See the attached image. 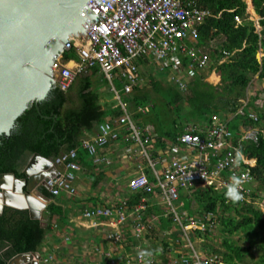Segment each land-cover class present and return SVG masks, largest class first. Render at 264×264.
<instances>
[{
	"label": "trees",
	"instance_id": "obj_1",
	"mask_svg": "<svg viewBox=\"0 0 264 264\" xmlns=\"http://www.w3.org/2000/svg\"><path fill=\"white\" fill-rule=\"evenodd\" d=\"M195 1L200 7L211 11V15L199 27L196 47L208 45L214 37L221 38L220 43L209 52V58L214 59L209 70L215 69L220 77L219 83L212 85L204 80L203 75L198 72L200 70L190 69L192 79L186 84V91H182L169 80L165 72L155 70L157 76L149 79L152 91L143 88L131 95H123L120 91L121 98L125 99L127 111L131 113L141 132L155 134L156 147L174 141L189 125L208 126L213 115L225 119L234 144L240 137V124L244 128H259L256 142L244 140L240 143L241 151L257 160L251 173L260 187L251 193V201H233L226 197L227 189L215 190L206 186L191 196L180 192V199L183 201L182 208L188 214L194 213L191 203L193 200L200 218L211 215L215 225H218V233L215 235L212 230L216 226L212 230L206 227L203 232L196 230L193 233L196 239H205L202 250L220 255L225 264H264V216L263 211L253 201L262 198L260 193L264 192V85L250 97L241 112H238L241 106L237 101L240 90L248 86L254 75H257L258 81L264 80V0H251L254 12L259 16L257 23L260 29L256 28L255 21L249 19L245 0H226L229 6L222 11L215 10L213 6L223 0ZM235 16L240 18V23L234 20ZM258 51L263 53L260 60L256 57ZM64 56L71 58L75 54L70 51L65 52ZM183 64L187 69L186 58L183 59ZM97 72L92 68L89 73H80L71 85L70 88H77V106L64 109L68 99L67 91L52 87L45 99L37 103L38 108L31 103L16 119L8 136L0 135V173L12 172L16 177L21 176L15 160L24 152L38 153L54 160L60 153L75 149L76 161L83 166H92L91 157L80 146L83 135L85 132L92 133L105 119L116 118L121 113L116 100L111 104H101L98 90L93 88L92 75ZM114 87L120 90L121 82L116 81ZM257 100L260 103L256 104ZM144 107H147V111H139V108ZM249 108L255 111L257 121L248 117ZM226 111L232 114L231 118L223 117ZM148 125L153 130L144 132ZM145 173L150 174L148 166L145 167ZM99 180L100 178L95 179L92 185L96 186ZM151 195L142 192L130 193L129 200L125 202L127 209H133L141 197L146 196L149 199ZM47 196L52 198L49 192ZM184 202L188 203L187 207H184ZM48 209L42 216L46 221L45 226L38 219L29 218L26 210L14 209L10 215L5 210L0 214V257L3 258L0 264H5L18 253L37 251L41 247L52 224V213ZM160 212L162 206L149 199L142 211V220L147 222L146 217L154 216L156 219L148 221V232L140 242L150 239L154 244L158 233L175 237L171 244L161 238L159 257L164 260L166 250L171 249L173 254L180 255L178 252L185 249L178 250L184 242L177 241L181 232L176 230L172 216L160 218ZM131 236L129 230L128 238L122 241L123 248L129 250L138 243V239ZM211 240H220V246L209 243ZM155 246L154 244L146 252L156 254L158 250Z\"/></svg>",
	"mask_w": 264,
	"mask_h": 264
},
{
	"label": "built area",
	"instance_id": "obj_2",
	"mask_svg": "<svg viewBox=\"0 0 264 264\" xmlns=\"http://www.w3.org/2000/svg\"><path fill=\"white\" fill-rule=\"evenodd\" d=\"M91 13L95 17L88 15L84 20V34H72L52 61L54 86L65 92L77 75L92 68L109 81L121 113L114 120L99 123L97 134L82 139L80 146L98 162V150L111 141L121 139L137 143L140 146L138 154L148 160L154 182L140 172L128 180L129 192L155 193L162 205V212L158 217L167 218L171 215L177 226L176 230L186 240L182 245L185 251L178 252L180 255L172 253L170 256L168 251L171 249H168L164 260L159 257L161 250L156 254L140 256L141 251L147 253L140 241L148 232V221L153 219L146 217L147 222L142 220V211L149 201L146 196L141 197L131 210L127 209L126 200L114 207H85L82 209V216L98 220L93 222L95 226L100 225L101 221L110 228L108 238L119 247L128 238L129 230L131 238L138 239V243L129 250L121 248L126 254H120L115 259L109 253L105 263L93 264H225L220 255L201 254L195 249L190 237L196 230L203 232L206 227L212 230L216 226L214 217L204 215L200 218L199 215L178 211V207L182 205L179 190L189 191L195 186L227 189L232 183L231 177L235 176L241 181L238 186L241 199L251 201L254 182L251 170L256 164V158L245 155L240 149V143L244 140L256 142L258 129L242 128L240 137L234 144L226 124L217 115H213L208 126H193L175 139L176 145L193 149L194 157L182 154L169 155L163 161L158 158L163 163L161 171H158L155 168L158 161L151 158L148 151L155 139L141 132L121 100L120 93L131 95L140 90L139 64L144 61L156 64L161 71H173L171 80L185 90L186 82L181 77L185 69L183 59H187L189 71L205 68L211 61L207 53L196 47L199 27L211 15V11L199 7L195 0H101ZM234 20L237 23L241 21L238 16ZM70 51H74L75 57L66 58L64 53ZM113 79L121 82L120 90L114 88ZM139 111H147V107L139 108ZM238 111L241 112V109ZM248 117L257 120L254 112L249 111ZM144 132L148 130L144 129ZM76 156L75 149H72L60 153L53 160L55 172L44 178V186L52 197L76 193L74 181L81 170ZM127 225L130 227L127 228ZM49 259L44 258L43 262L48 263Z\"/></svg>",
	"mask_w": 264,
	"mask_h": 264
},
{
	"label": "water",
	"instance_id": "obj_3",
	"mask_svg": "<svg viewBox=\"0 0 264 264\" xmlns=\"http://www.w3.org/2000/svg\"><path fill=\"white\" fill-rule=\"evenodd\" d=\"M101 0H0V135L54 87L51 64L73 34H84V20ZM252 4V3H251ZM259 19V16H258ZM48 117V116H44ZM55 172L53 161L33 153L23 177L0 173V213L4 206L26 210L46 225L49 198L37 187ZM37 251L18 253L5 264H37Z\"/></svg>",
	"mask_w": 264,
	"mask_h": 264
},
{
	"label": "crops",
	"instance_id": "obj_4",
	"mask_svg": "<svg viewBox=\"0 0 264 264\" xmlns=\"http://www.w3.org/2000/svg\"><path fill=\"white\" fill-rule=\"evenodd\" d=\"M257 21L258 19L256 20L255 25H257ZM262 55L263 53H261V56ZM258 60H260V58ZM151 64L153 63H150L148 61L140 62V76L142 75V72H145V70L143 71V69H145V67H149ZM154 69L158 70L159 72H165L169 80L174 83L171 80V75L173 74V71L168 69L165 71H161L158 68ZM184 71L189 70L185 68L182 71L183 76L181 77L184 82H186L183 74ZM89 72L90 70L86 73ZM189 72H191V70ZM116 81L119 80L116 79ZM143 88L144 86L141 85L140 89ZM182 91H186V89ZM111 119L114 120L115 118H108L105 120ZM192 126L193 125H189L188 128H191ZM145 129H147L149 132L153 130L152 126L150 125L145 127ZM85 133L89 134L88 136H86L87 138L95 136L97 134V126L93 129L92 133ZM151 136L156 139L155 134ZM86 137H84L83 135L82 139H87ZM126 143L130 142L118 139L116 141H111L103 148H100L97 152L98 158L100 159V161L98 162L94 161V158L88 155L89 157H91L92 166H83L82 164H80L81 170L77 173L76 179L74 181L76 193L74 195H67L63 193L57 197L49 198L47 206L50 205V210L52 209V224L50 231L45 236L41 247L37 250V253L39 255V260L37 264H40V262L42 264H93L96 262L105 263L107 258H109V256L107 255L109 253L110 257H113L115 259L117 257H120V254H126V251L124 249L121 250L122 247H119L118 244L114 243L108 238L110 228H107L105 225H103L101 221H99L100 225L95 226L93 225V222L98 220L84 218L81 214L82 209L85 207H90L94 205L114 207L117 206V204L123 200H129L131 192H129L127 188V182L130 178L138 175L140 172L145 173V167L147 166V164H145L144 162L145 159L138 154L139 152H137V150H135L134 148L132 149L131 146L127 145ZM149 153L151 157H153V159H155L156 161H158V158H161V160L163 161L164 159L169 157V155L181 156L182 154H184L189 157H194L195 155V153L189 148L183 147L182 145H176L175 140L166 142V144L162 147H156L154 144L152 147L149 148ZM158 163L160 164V167H162L163 163H161V161H158ZM126 165H130V167H126ZM128 170L133 171V173L128 176L124 190L119 194V196L116 197L115 195H113L114 193H112L111 198H104L107 193L102 194V190L100 189V187L104 184L103 179L107 178L109 181L114 180L112 179L114 175L113 177H111L108 172H116L120 173L121 176H125V173ZM146 175L148 176V178L150 175L152 179L150 180L149 178V180L151 182H154V177L152 175L151 170L150 174ZM99 178V183L96 186H93V181ZM96 187L97 189H95ZM182 191H185V189L179 190V194ZM182 193L186 195V193ZM151 194L152 195L149 198L150 201L152 202L153 200V202H155L156 204L161 205L160 198L155 193ZM187 195L191 196V194ZM57 198H63L64 200L61 201ZM66 199H71L73 201L69 202ZM179 201L182 202V205L178 208H182L183 201L180 199V196ZM191 203L193 204V200ZM179 211L187 212L186 209H181ZM43 253L46 254L43 255ZM44 258H50L48 263L43 262Z\"/></svg>",
	"mask_w": 264,
	"mask_h": 264
},
{
	"label": "rangeland",
	"instance_id": "obj_5",
	"mask_svg": "<svg viewBox=\"0 0 264 264\" xmlns=\"http://www.w3.org/2000/svg\"><path fill=\"white\" fill-rule=\"evenodd\" d=\"M228 2L226 0H223V1H218L217 3H215V5L213 6V8L217 11H222L224 9H227L228 8ZM247 9V8H246ZM246 13L248 14L249 18L254 20L256 22V20L258 19V15H253L251 14L250 11H248V9L246 10ZM257 29H259V26L258 24L256 25ZM221 41V38L220 37H214L209 43L208 45H201L199 46V49L202 51V52H205L208 54V57H209V52H211L216 46L217 44H219ZM261 51H258L257 54H256V57L257 59L260 58L261 56ZM210 63L203 69H201L200 71H198L199 73H201V75H203L204 77V80L211 83L212 85H216L219 83V75L216 73L215 69H210V66L212 65V63H214V59H210ZM146 66V65H145ZM154 68H158L156 66V64H151L149 67H145V69H143V71L145 70V72L143 73L142 72V75H141V85L144 86V88L152 91V88H151V83L149 82V79L150 77H156L157 76V73L155 72V69ZM184 74V77H185V80L186 82L188 83V81L190 79H192V74L191 72L189 71H184L183 72ZM92 79H93V88H97V92H98V95H99V99H100V102L102 105L104 104H111V103H114L115 101V98H114V93L113 91L110 89L111 87V84L109 83V81L100 73V72H97L96 74H94L92 76ZM113 84L115 85L116 84V80L113 79ZM76 85V83H75ZM264 85V80L262 79L261 81H258L257 80V75H254L252 80L250 81V83L248 84V86H246L245 88H243L242 90H240L239 92V95H238V105L240 104V106H244L249 100H250V97L253 96L258 88H262ZM76 91H77V88L76 86L70 88L67 90V94H68V99L66 101V103L64 104V109L65 108H70V107H73V106H77L78 105V99H77V94H76ZM125 104H126V101L124 98H121ZM258 103H260V100H257ZM127 106V104H126ZM253 110V109H252ZM225 116L223 117H228V118H231L232 114H230L229 112H225L224 114ZM219 119H223L222 117L218 116ZM225 121V119H223ZM89 134L88 133H85L84 134V137L88 136ZM87 138V137H86ZM128 142L130 143H126L127 145H130L131 148L137 150V152L140 151V146L133 142L132 140H129ZM191 151H193V149H190ZM149 151V149H148ZM194 152V151H193ZM153 158V157H151ZM148 160L146 159L145 162L147 163V166L148 168L151 170V168L149 167V162H147ZM126 167H130V165H126ZM155 168L158 170V171H161V167H160V164L157 162L155 164ZM110 174L111 177H114L112 179V181H109L107 178H104V184L103 186L100 187V189L102 190V194L103 193H107V195L104 197V198H108V197H112V193H114L113 195H115L116 197L119 196V194L124 190V187L126 185V182H127V179H128V176L131 175V173H133V171H126V175H122L120 173H116V172H108ZM114 173V174H113ZM110 177V178H111ZM149 178L150 180L152 179V177L149 175ZM103 182V181H102ZM253 188H257L259 190V182H253ZM202 187L201 186H195L193 187L192 190H185V191H182L184 193L187 194H192L196 191H198V189H201ZM97 189V187L95 188ZM108 195H111V196H108ZM193 195V194H192ZM260 195L262 196V198L260 199H254V204L257 205L262 211H263V216H264V192L260 193ZM121 196V195H120ZM114 198V196H113ZM112 198V199H113ZM59 200H64L63 198H57ZM68 200V199H66ZM69 202H72L73 200L69 199L68 200ZM184 207H187L188 203L187 202H184ZM70 205H73V204H70ZM192 207L194 208V213L195 215H199L197 213V210L195 209V207H197V205L195 204V202L193 201V204H192ZM48 210L47 211H52V209L50 210V205L48 206ZM179 210L183 209V208H178ZM178 210V211H179ZM188 212V211H187ZM198 217V216H196ZM51 221H52V218H51ZM214 235L218 233V225H216V227L212 230ZM161 238L163 239L164 242L168 241L170 242V244L172 243V241H174L175 237H170L168 234L164 233V234H160L158 233L157 236H156V240L154 241V244L156 245V249L157 250H160V242L162 241ZM192 242H193V245L195 247V249L201 253V254H205V253H208L206 250H202L201 248H204L202 243L203 241H205L204 238H195L193 237V235L190 237ZM178 240L180 242H185V238L184 237H178ZM220 240H211L209 243H216L215 246H220V243L218 242ZM141 244H143V248L145 250L153 247V243L150 239H145L144 241L140 242ZM173 246V245H171ZM154 247V248H155ZM174 248V247H173ZM182 247H180L178 250H180ZM169 253H171L170 256H172V253H174L172 250L168 251ZM46 254V253H43V255ZM40 264H42L40 262Z\"/></svg>",
	"mask_w": 264,
	"mask_h": 264
},
{
	"label": "clouds",
	"instance_id": "obj_6",
	"mask_svg": "<svg viewBox=\"0 0 264 264\" xmlns=\"http://www.w3.org/2000/svg\"><path fill=\"white\" fill-rule=\"evenodd\" d=\"M246 3V2H245ZM246 8H247V5H246ZM258 24V23H257ZM259 26V25H258ZM257 28V27H256ZM259 29H260V27H259ZM256 104H258V102L256 103ZM242 107L243 106H241L239 109H242ZM238 109V110H239ZM249 111H251V112H254L255 113V111L254 110H252L251 108H249L248 109V112ZM239 112V111H238ZM256 114V113H255ZM257 116V115H256ZM251 119V118H250ZM222 122H224L225 124H226V122L223 120V119H220ZM257 121V120H256ZM227 126V125H226ZM239 128H240V132H241V129L243 128V129H254V128H256V129H258V131H259V128H257V127H252V128H244L243 126H242V124H240V126H239ZM257 139H258V135H257ZM256 162H257V160H256ZM231 180H232V183L231 184H229L228 186H227V191H226V193H225V195H226V197H228L229 199H231V200H233V201H238V200H240L241 198H242V196H241V194L239 193V191H238V186L240 185V183H241V181H240V179H238V178H236L235 176H233V177H231ZM254 182H256V180H255V178H254ZM254 191V188L252 189V192ZM146 254H148V255H150V253H145V252H143V251H141L140 253H139V255L140 256H144V255H146Z\"/></svg>",
	"mask_w": 264,
	"mask_h": 264
},
{
	"label": "flooded vegetation",
	"instance_id": "obj_7",
	"mask_svg": "<svg viewBox=\"0 0 264 264\" xmlns=\"http://www.w3.org/2000/svg\"><path fill=\"white\" fill-rule=\"evenodd\" d=\"M54 87H55V86H54ZM44 99H45V98H44ZM44 99H43V100H44ZM39 102H42V100L39 101ZM39 102H38V103H39ZM46 102H47V101H46ZM32 154H33V153L24 152V153H22V154H21V155L15 160V164H16L17 170L22 174V175L19 176L18 178H22V177L24 176L23 173H22V170L25 168V166L27 165L28 161L31 159ZM47 159L53 161V160L50 159V158H47ZM37 189H38V191H39L41 194L47 196V192H48V188H47V187H45L44 185H39V186L37 187ZM47 197H48V196H47ZM48 198H50V197H48ZM46 209H47V208H46ZM46 209H45V210H46ZM5 210H8L7 215H10V214L12 213V211L14 210V208H12V207H8V206H4L0 214H2V212L5 211ZM45 210H44V211H45ZM44 211H43V212H44ZM43 212H42V215H43ZM2 259H3V258L0 257V260H2Z\"/></svg>",
	"mask_w": 264,
	"mask_h": 264
},
{
	"label": "bare ground",
	"instance_id": "obj_8",
	"mask_svg": "<svg viewBox=\"0 0 264 264\" xmlns=\"http://www.w3.org/2000/svg\"><path fill=\"white\" fill-rule=\"evenodd\" d=\"M246 1V3H247V9H248V11H250L251 12V14H253V15H255V13H254V10H253V6H252V4H251V2H250V0H245ZM246 9V10H247ZM114 85V84H113ZM115 88V87H114ZM112 90V89H111ZM114 93V92H113ZM115 96V95H114ZM115 98V97H114ZM116 100V99H115ZM122 100V99H121ZM117 101V100H116ZM117 104V103H116ZM127 108V107H126ZM129 112V111H128ZM130 114V113H129Z\"/></svg>",
	"mask_w": 264,
	"mask_h": 264
}]
</instances>
